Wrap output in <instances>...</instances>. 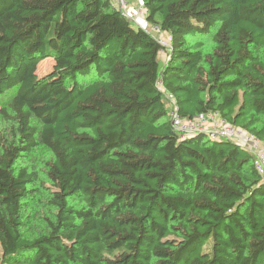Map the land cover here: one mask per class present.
<instances>
[{
	"label": "trees",
	"instance_id": "1",
	"mask_svg": "<svg viewBox=\"0 0 264 264\" xmlns=\"http://www.w3.org/2000/svg\"><path fill=\"white\" fill-rule=\"evenodd\" d=\"M142 2L169 47L112 0H0V264H264L252 152L179 134L158 88L264 140V0ZM40 145L50 210L27 238L17 162Z\"/></svg>",
	"mask_w": 264,
	"mask_h": 264
},
{
	"label": "built area",
	"instance_id": "2",
	"mask_svg": "<svg viewBox=\"0 0 264 264\" xmlns=\"http://www.w3.org/2000/svg\"><path fill=\"white\" fill-rule=\"evenodd\" d=\"M114 6L123 13L135 26L147 30L158 43L167 48L170 46L171 35L162 30L159 26L150 24L146 20V8L142 0H133L134 10L131 8L130 0H112ZM148 25L149 28L146 27ZM159 90L166 95L171 102L169 117L175 131L179 134L203 131L210 138H228L237 144L248 148L253 154V163L261 181L264 182V140L256 138L254 135L243 134V129L231 125L223 120L216 112L200 113L193 117H181L177 113L174 97L167 94L162 83L158 82ZM245 131V130H244Z\"/></svg>",
	"mask_w": 264,
	"mask_h": 264
},
{
	"label": "rangeland",
	"instance_id": "3",
	"mask_svg": "<svg viewBox=\"0 0 264 264\" xmlns=\"http://www.w3.org/2000/svg\"><path fill=\"white\" fill-rule=\"evenodd\" d=\"M136 27L137 26H135V28ZM146 27L149 28L148 25H146ZM209 45L210 43H206V47H209ZM161 56H163V54ZM52 64L53 62L49 58L43 60L38 65V72L41 74L48 72L52 68ZM200 73L205 75L201 69ZM1 106L2 105L0 104V107ZM2 126L3 121L0 117V132L2 130ZM241 131H243L244 135L247 134L246 131ZM51 158L52 156L50 151L46 147L40 145L34 148L30 153L21 156L17 162L18 167H28V169L33 171L37 177L36 183L32 185L33 187L30 197L26 200L24 205V234L27 238H32L44 230V218L49 214V200L51 193L49 190L50 182L47 178V170Z\"/></svg>",
	"mask_w": 264,
	"mask_h": 264
},
{
	"label": "crops",
	"instance_id": "4",
	"mask_svg": "<svg viewBox=\"0 0 264 264\" xmlns=\"http://www.w3.org/2000/svg\"><path fill=\"white\" fill-rule=\"evenodd\" d=\"M130 2H131V8L134 10L135 3H134L133 0H130ZM162 54H163V56H161ZM164 55H165V53H163V52L160 53L161 60H164L165 59V56Z\"/></svg>",
	"mask_w": 264,
	"mask_h": 264
}]
</instances>
